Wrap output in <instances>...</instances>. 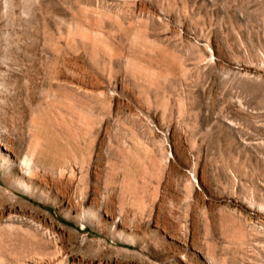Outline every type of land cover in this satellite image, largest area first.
Listing matches in <instances>:
<instances>
[{"label":"rangeland","instance_id":"rangeland-1","mask_svg":"<svg viewBox=\"0 0 264 264\" xmlns=\"http://www.w3.org/2000/svg\"><path fill=\"white\" fill-rule=\"evenodd\" d=\"M0 264H264V0H0Z\"/></svg>","mask_w":264,"mask_h":264}]
</instances>
